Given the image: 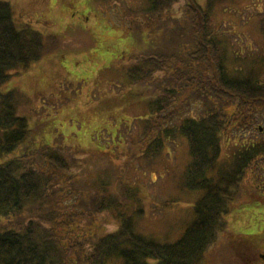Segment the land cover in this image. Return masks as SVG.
<instances>
[{
    "label": "trees",
    "instance_id": "trees-1",
    "mask_svg": "<svg viewBox=\"0 0 264 264\" xmlns=\"http://www.w3.org/2000/svg\"><path fill=\"white\" fill-rule=\"evenodd\" d=\"M221 1H90L101 14L116 8L123 19L136 22L144 44V35L163 40L156 46L131 44L113 60L132 85L143 89L151 110L140 120V142L125 138L126 150L56 145L17 150L30 134L27 119L17 115L13 92L0 94V264H205V256L219 250L212 248L221 242L231 210L264 202V180L254 178V167L264 158V139L242 141L223 155V138L249 112L264 110V13L253 14L259 17L257 53H262L255 59L249 47L242 54L238 47L228 50L223 20L214 24L213 11L224 15L233 6L219 7ZM182 14L187 30L170 34L168 25ZM81 33L74 24L60 34H43L28 23L18 27L10 4L0 0V85L65 48L73 37L76 42ZM194 105L199 108L195 116L187 112ZM176 117L178 123L171 126ZM175 132L189 147L184 184L202 194L180 238L162 243L137 231L133 215L141 210L132 204L140 201V190L122 176L133 158L155 159L163 148L160 135ZM227 239L220 251L229 256L227 264L264 262V249H259L264 230Z\"/></svg>",
    "mask_w": 264,
    "mask_h": 264
},
{
    "label": "rangeland",
    "instance_id": "rangeland-1",
    "mask_svg": "<svg viewBox=\"0 0 264 264\" xmlns=\"http://www.w3.org/2000/svg\"><path fill=\"white\" fill-rule=\"evenodd\" d=\"M2 1L10 4L18 27L28 23L43 34H60L74 24L82 32L76 42H71L73 37L65 43V48L44 55L0 85V94L13 92L16 113L27 119L30 129L28 139L17 150L56 145L117 153L127 149L125 138L139 143L142 136L140 120L151 112L148 96L142 93L141 87L131 84L128 74L118 64L116 67L113 60L121 59L131 44L156 46L163 40L157 37L149 41L144 35L141 37H145L144 44L137 37L139 31L135 32L136 22L123 19L116 8H107L101 14L92 2L90 4L91 0ZM224 4H231V11L221 15L215 8L213 21L215 24L223 20L220 24L226 30L228 50L238 47L242 54L250 48L256 52L255 59L259 58L262 55L257 53L261 44L260 23L259 17L253 14L255 11L264 13V0H222L219 7ZM249 15H252L250 20ZM172 21L168 25L170 34L187 30L183 14ZM251 38L255 40L253 43ZM72 43L81 49H71L68 44ZM198 110L194 105L187 112L195 116ZM179 118L172 119L171 126L178 123ZM160 137L163 141L161 153L151 162L141 157L133 158L122 179L140 190V201L132 204L133 210H141L133 215L137 231L162 243H173L192 222L193 206L202 190H191L184 184L183 173L190 161L185 136L175 132ZM256 138L264 139V110L249 112V117L241 120L231 135L223 138V155H229L235 144L245 140L254 142ZM254 178L257 183L264 180V158L254 167ZM260 191L264 195V185ZM226 223L225 234L220 235L221 242L212 248V251L219 250L206 255L205 264H227L229 256H221V252L230 234L250 235L264 230V202L254 201L231 210ZM259 249H264V242ZM234 262L235 259L229 264Z\"/></svg>",
    "mask_w": 264,
    "mask_h": 264
},
{
    "label": "flooded vegetation",
    "instance_id": "flooded-vegetation-1",
    "mask_svg": "<svg viewBox=\"0 0 264 264\" xmlns=\"http://www.w3.org/2000/svg\"><path fill=\"white\" fill-rule=\"evenodd\" d=\"M260 259H261L262 261H264V256H263V255H260ZM257 264H264V262H262V263L258 262Z\"/></svg>",
    "mask_w": 264,
    "mask_h": 264
}]
</instances>
